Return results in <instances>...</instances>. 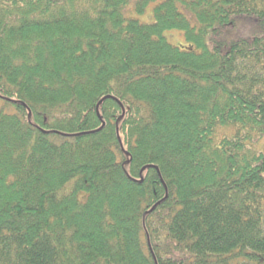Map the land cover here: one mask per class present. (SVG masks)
Instances as JSON below:
<instances>
[{
    "label": "trees",
    "instance_id": "1",
    "mask_svg": "<svg viewBox=\"0 0 264 264\" xmlns=\"http://www.w3.org/2000/svg\"><path fill=\"white\" fill-rule=\"evenodd\" d=\"M0 264H264V0H0Z\"/></svg>",
    "mask_w": 264,
    "mask_h": 264
},
{
    "label": "rangeland",
    "instance_id": "2",
    "mask_svg": "<svg viewBox=\"0 0 264 264\" xmlns=\"http://www.w3.org/2000/svg\"><path fill=\"white\" fill-rule=\"evenodd\" d=\"M134 16L139 18L141 21H144V22L154 21L153 5L150 7V9L148 10V12L146 14H143V15L135 14ZM165 36L168 39V41H170L174 45L180 46V45L186 44L185 37L180 31L168 30L165 32Z\"/></svg>",
    "mask_w": 264,
    "mask_h": 264
}]
</instances>
